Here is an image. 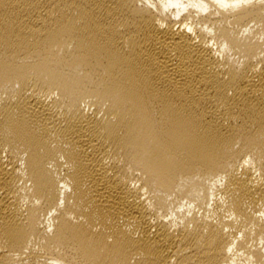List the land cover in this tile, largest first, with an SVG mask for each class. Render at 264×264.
<instances>
[{
    "label": "bare ground",
    "instance_id": "bare-ground-1",
    "mask_svg": "<svg viewBox=\"0 0 264 264\" xmlns=\"http://www.w3.org/2000/svg\"><path fill=\"white\" fill-rule=\"evenodd\" d=\"M0 264H264V0H0Z\"/></svg>",
    "mask_w": 264,
    "mask_h": 264
}]
</instances>
